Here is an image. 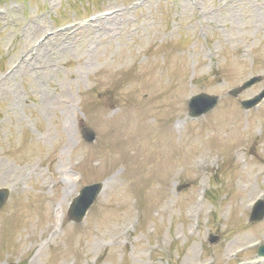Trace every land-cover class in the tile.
<instances>
[{
    "label": "rangeland",
    "instance_id": "obj_1",
    "mask_svg": "<svg viewBox=\"0 0 264 264\" xmlns=\"http://www.w3.org/2000/svg\"><path fill=\"white\" fill-rule=\"evenodd\" d=\"M45 31L57 34L38 46ZM255 74L264 0H0V186L14 199L0 264H247L254 251H238L264 233V218L247 221L264 192V102L246 111L226 92ZM200 91L220 101L191 119ZM96 180L102 194L69 223Z\"/></svg>",
    "mask_w": 264,
    "mask_h": 264
},
{
    "label": "water",
    "instance_id": "obj_2",
    "mask_svg": "<svg viewBox=\"0 0 264 264\" xmlns=\"http://www.w3.org/2000/svg\"><path fill=\"white\" fill-rule=\"evenodd\" d=\"M198 100H200V101H203V102H205V103L207 102V100H204V99H200V98H199Z\"/></svg>",
    "mask_w": 264,
    "mask_h": 264
},
{
    "label": "bare ground",
    "instance_id": "obj_3",
    "mask_svg": "<svg viewBox=\"0 0 264 264\" xmlns=\"http://www.w3.org/2000/svg\"><path fill=\"white\" fill-rule=\"evenodd\" d=\"M49 40V39H48Z\"/></svg>",
    "mask_w": 264,
    "mask_h": 264
}]
</instances>
